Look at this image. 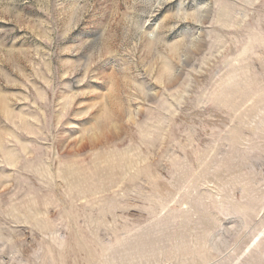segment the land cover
Wrapping results in <instances>:
<instances>
[{"label": "rangeland", "instance_id": "1", "mask_svg": "<svg viewBox=\"0 0 264 264\" xmlns=\"http://www.w3.org/2000/svg\"><path fill=\"white\" fill-rule=\"evenodd\" d=\"M0 264H264V0H0Z\"/></svg>", "mask_w": 264, "mask_h": 264}]
</instances>
